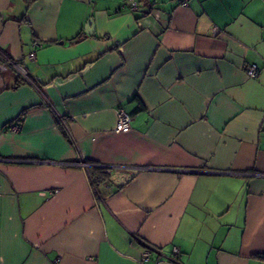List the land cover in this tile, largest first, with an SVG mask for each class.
<instances>
[{
  "label": "crops",
  "instance_id": "1",
  "mask_svg": "<svg viewBox=\"0 0 264 264\" xmlns=\"http://www.w3.org/2000/svg\"><path fill=\"white\" fill-rule=\"evenodd\" d=\"M134 1L0 0V264H264V0Z\"/></svg>",
  "mask_w": 264,
  "mask_h": 264
},
{
  "label": "built area",
  "instance_id": "2",
  "mask_svg": "<svg viewBox=\"0 0 264 264\" xmlns=\"http://www.w3.org/2000/svg\"><path fill=\"white\" fill-rule=\"evenodd\" d=\"M179 3H181L182 5H186L188 0H177ZM137 7V2L134 0H130V8L131 9H135ZM218 31L217 28L214 29V32L216 33ZM34 47L37 45V43L33 44ZM29 57H34V51H31L29 53ZM15 67H17L20 71L23 72V67H21L19 64L14 63ZM259 72V68L255 65H249L246 68V73L247 75L251 76V77H255ZM131 115L126 112L123 108H119L117 109V120H116V124H115V131H128L131 127ZM60 122L64 123L63 119H59ZM18 126L14 127V129H16ZM80 164L84 167H88V164L84 161H81ZM107 171H109V169H107ZM52 192H56V190L52 191ZM51 192V193H52ZM173 253L177 254L179 252L178 247H173L172 249ZM150 251L147 249L145 252L142 253L141 257H140V261L144 262V261H148L150 260Z\"/></svg>",
  "mask_w": 264,
  "mask_h": 264
},
{
  "label": "trees",
  "instance_id": "3",
  "mask_svg": "<svg viewBox=\"0 0 264 264\" xmlns=\"http://www.w3.org/2000/svg\"><path fill=\"white\" fill-rule=\"evenodd\" d=\"M21 82H22V80L17 81L16 86H18ZM89 175L94 182H97L98 180L103 179V177H104L103 174L97 170H91L89 172Z\"/></svg>",
  "mask_w": 264,
  "mask_h": 264
},
{
  "label": "water",
  "instance_id": "4",
  "mask_svg": "<svg viewBox=\"0 0 264 264\" xmlns=\"http://www.w3.org/2000/svg\"><path fill=\"white\" fill-rule=\"evenodd\" d=\"M89 26L91 27V20H89L88 23H87V28H86L87 32H91V31L88 30Z\"/></svg>",
  "mask_w": 264,
  "mask_h": 264
}]
</instances>
